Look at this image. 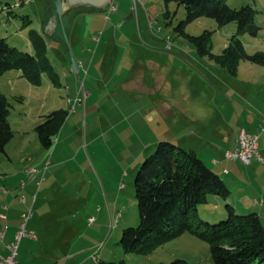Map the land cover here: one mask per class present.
<instances>
[{
	"label": "rangeland",
	"instance_id": "374dc122",
	"mask_svg": "<svg viewBox=\"0 0 264 264\" xmlns=\"http://www.w3.org/2000/svg\"><path fill=\"white\" fill-rule=\"evenodd\" d=\"M1 1L0 37L32 53L27 32L31 28L43 31L55 14L54 0ZM21 1L24 3L18 4ZM227 3L236 9L249 5L256 10L257 34L243 33L239 38L247 53L264 54V0ZM80 10L82 7L72 10L74 34L64 13L54 34L46 36L47 54L59 84L46 74L39 84H32L15 69L0 76V90L10 103L13 137L9 150L18 153L23 148V133L17 128L23 113L37 117L65 109L69 118L74 117V133L69 134V123L68 140L61 139L57 149L56 141L46 149L37 132L29 128V154H19L11 164L1 152L0 169L20 167L22 158L35 154L36 160L28 163L41 173L38 182L46 178L44 182L55 184L58 194L71 199V206L60 210L63 219L74 224V264H157L177 258L189 264H214L209 244L188 231L143 254L123 251L119 244L123 229L139 222L133 180L140 163L160 140L193 149L217 170L210 163L211 146L226 144L220 129L228 127L231 135L228 125L235 122L229 116L232 105L226 104L223 94H231L229 88L235 87L237 79L245 81L238 82V88L264 94V64L240 59L234 73L228 70L215 56L229 43L236 23L219 26L214 19L200 16L181 32L176 27L186 13L175 2L112 0L105 9ZM26 16L31 22L23 25ZM204 30L211 31L208 51L199 53L188 35L197 36ZM72 57L80 64L78 73L71 69ZM187 90L205 98L214 109L228 108L227 124L212 120L205 125L199 110L203 102L200 108H189L183 99Z\"/></svg>",
	"mask_w": 264,
	"mask_h": 264
},
{
	"label": "trees",
	"instance_id": "16d2710c",
	"mask_svg": "<svg viewBox=\"0 0 264 264\" xmlns=\"http://www.w3.org/2000/svg\"><path fill=\"white\" fill-rule=\"evenodd\" d=\"M183 5L186 13L176 29L205 16L219 26L236 23V31L221 54L215 57L235 72L240 59L264 64V54L245 51L239 35H256V10L245 5L239 9L227 0H164ZM24 1L18 3L22 5ZM8 5V4H7ZM3 3L0 0V12ZM166 15H169L167 11ZM26 16L23 25L30 23ZM32 53L19 50L0 37V76L8 70H19L32 84H39L42 74L59 84L58 75L47 54L46 35L29 29ZM211 31L188 35L199 53L208 51ZM235 75V74H232ZM10 103L0 90V153L13 136L8 120ZM68 116L65 109L46 114L35 126L40 144L48 149ZM139 222L123 229L119 244L125 253L143 254L179 236L184 231L209 244L214 264H264V224L255 211L238 210L230 201L231 190L225 180L208 166L193 149L169 140H160L140 163L133 180ZM223 207V210H222ZM189 264L177 258L168 263Z\"/></svg>",
	"mask_w": 264,
	"mask_h": 264
},
{
	"label": "crops",
	"instance_id": "0c3cea01",
	"mask_svg": "<svg viewBox=\"0 0 264 264\" xmlns=\"http://www.w3.org/2000/svg\"><path fill=\"white\" fill-rule=\"evenodd\" d=\"M78 7H82L81 12L101 10L93 7ZM78 7H73L64 12L67 13L66 21L69 24L70 31L73 30V34L75 15L72 10ZM42 33L45 34L43 31ZM45 35L48 36L47 34ZM238 82L243 84L245 81H239L237 79ZM237 83L235 87L234 85L230 86L229 90L231 94H223V100H225L226 104L228 106L230 104L232 105L229 116L231 119H235V122H232V124L229 123L228 126L233 131L229 135L228 127H221L219 132L220 138L223 140L225 138L226 144H223L222 147L219 145L215 147L211 146L214 153L211 156L210 163L217 170L211 168L222 178L224 177L223 179L229 186L232 192L230 196L232 204L241 211L257 212L264 224V166L255 160H252L249 164H245L238 159L230 161L224 158V151L236 145V139L241 128L249 132L259 133L258 148L264 154V130H260V125L264 123V94L258 95L252 91L245 90L244 87L242 89L240 87L238 88ZM214 95L216 99V93ZM18 99L21 100L22 98L18 97ZM183 99L188 101L187 105L189 108L191 106L192 110L195 109L196 105L200 108L199 103L203 102L199 110L203 112V123L205 125H208L205 121L211 122L212 120L219 121L221 124L227 122L226 116L229 113L228 108L220 106L218 109H214L207 103L205 98L202 100L201 96L191 93L190 90H187L183 94ZM221 101L218 104L222 103ZM189 115L192 116V119L194 118L193 115ZM43 117L44 114H40L37 117H32L27 113L22 114L17 128L23 133L21 134L23 137V148H20L18 153L12 149L9 150L7 146L11 138L2 152L11 164L13 163V158L18 160L17 157H19V154L28 153L26 145L28 140L26 138L30 133L29 128L34 129L36 132L35 126ZM69 117L68 114L66 118L68 121L65 120L61 126V137L59 135L57 139L54 138L55 140H53V142H57L55 149L61 144V139L63 142L68 140L66 127L69 123V128H71L69 134L74 133V117ZM10 125L12 127L11 122ZM36 158L37 156L35 154L29 155L25 159H21L20 167H9L8 169L5 167L4 169H0V212L4 210L7 215L5 219H0V231H4L3 237L0 238V255L4 256L7 254L5 245L14 239L15 232L21 220V213L31 208L32 215L27 222V227L35 230L37 238L32 239L27 236L21 238L17 249L18 263L74 264V250L71 244L74 238V234L72 233L74 231V224L72 222H66L60 210L63 206H71V199L58 194V189L54 186L55 184L44 182L47 180L46 178V180L43 179L41 182H38L40 172H37L33 177L26 176L25 170L28 169L26 167H29L30 164L28 162L36 160ZM5 170L12 173L10 174ZM24 179L25 183L21 185L20 182ZM3 206L7 208L3 209Z\"/></svg>",
	"mask_w": 264,
	"mask_h": 264
},
{
	"label": "built area",
	"instance_id": "2783aa9c",
	"mask_svg": "<svg viewBox=\"0 0 264 264\" xmlns=\"http://www.w3.org/2000/svg\"><path fill=\"white\" fill-rule=\"evenodd\" d=\"M73 111L74 99L71 101V112ZM260 130H264V123L260 125ZM258 138L259 133L249 132L241 128L236 139V145L233 148L224 151V158L230 161L238 159L245 164H249L252 160H255L264 166V154L258 148ZM37 172H39V170H37L36 168L26 169V175H28V177H33ZM2 208L6 209L7 207L3 206ZM31 215V208L21 213V220L18 229L15 232L14 239L5 245L7 248V254L4 256L0 255V264H19L17 260V249L21 238L24 236L32 239L37 238V233L35 232V230L27 227V222ZM6 217L7 215L5 211L2 210L0 212V219H5ZM89 220L91 222L92 218H90ZM3 235L4 231L1 230L0 238H2Z\"/></svg>",
	"mask_w": 264,
	"mask_h": 264
},
{
	"label": "water",
	"instance_id": "95a60500",
	"mask_svg": "<svg viewBox=\"0 0 264 264\" xmlns=\"http://www.w3.org/2000/svg\"><path fill=\"white\" fill-rule=\"evenodd\" d=\"M112 0H54L55 14L50 18L49 22L45 25L43 32L50 35L54 32L57 22H62V15L73 7L85 6L98 9H104ZM65 34V33H64ZM67 40V37L65 35ZM68 41V40H67ZM71 69L73 72L78 73L80 70L79 62L72 57Z\"/></svg>",
	"mask_w": 264,
	"mask_h": 264
}]
</instances>
